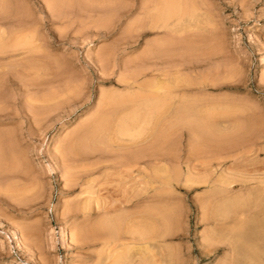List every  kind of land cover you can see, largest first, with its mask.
Here are the masks:
<instances>
[{
  "label": "rangeland",
  "instance_id": "1",
  "mask_svg": "<svg viewBox=\"0 0 264 264\" xmlns=\"http://www.w3.org/2000/svg\"><path fill=\"white\" fill-rule=\"evenodd\" d=\"M148 207L157 264H264V0H0V264H150Z\"/></svg>",
  "mask_w": 264,
  "mask_h": 264
},
{
  "label": "bare ground",
  "instance_id": "2",
  "mask_svg": "<svg viewBox=\"0 0 264 264\" xmlns=\"http://www.w3.org/2000/svg\"><path fill=\"white\" fill-rule=\"evenodd\" d=\"M156 2V1H155ZM165 6V5H164ZM161 10V9H160ZM168 10V9H167ZM153 13V12H152ZM135 81H136V79H135ZM101 128V127H100ZM104 130V129H103ZM102 130V131H103ZM121 136V135H120ZM135 136H137V135H135ZM110 137V136H109ZM134 137V136H133ZM134 139V138H133ZM118 143V142H117ZM134 144L135 143H133L131 146H128L129 148H128V150H130L131 148V151H129V152H125L124 153V160L121 162V167H133L134 165H135V163H138V161L139 160H141V159H147V160H150V157L151 156H153V144L152 143H150V144H148L146 147H142V148H139V149H134ZM119 146V145H118ZM105 147V150H106V148H108L107 146H104ZM101 150V152L102 151H105L104 150V148L102 149H100ZM100 150H98V151H100ZM102 155H100V157H101ZM103 158H107V159H109L108 157V154L105 156H102ZM110 158H111V156H110ZM112 159H116V157H113ZM225 182V181H224ZM228 187V186H227ZM221 189V188H220ZM229 189V188H228ZM228 189L227 190H225L226 192L228 191ZM218 190V189H217ZM223 192V191H222ZM229 192V191H228ZM232 192V191H231ZM148 199L150 198V196L149 195H147L146 196ZM133 198H134V195H133ZM131 200V199H130ZM137 202H135V204H136ZM152 208V207H151ZM151 208H146V209H144L143 211L141 210L138 214H136V215H134V216H130V215H128V216H130V217H128L129 219H128V221H129V223H130V225H131V223H133L132 224V227H131V229L132 230H127L128 231V233H130L129 234V237H130V235H131V231H133V233H132V235L131 236H133V237H131V238H129L128 237V233L126 234V230H125V228H124V230H125V232H123V233H125V236H123L124 234H121V233H115V234H111V235H109V236H107V238L106 239H113L112 241H117V240H124V239H129V240H132V241H135V242H137L138 244L140 243L141 245H142V248H143V251H144V253H145V255L144 256H146L145 258H147V260L149 261V263L150 264H157L158 263V260H157V258L155 257V251L153 252V247L155 246V245H158L157 243H158V241H159V239H161V238H163V237H165V236H167L170 232H169V226H168V224H167V226L168 227H166V226H163L162 228H161V226L160 227H155V225L153 224V219H154V212L152 211V209ZM108 214V213H107ZM126 214V213H125ZM128 214V213H127ZM134 214V213H133ZM157 214V213H156ZM160 215V214H159ZM158 215V216H159ZM166 215V214H165ZM161 216V215H160ZM122 217H123V215H122ZM226 217V216H225ZM124 218H125V220H126V217L124 216ZM159 218V217H158ZM161 218L163 219V216H161ZM161 218H159V219H161ZM165 219V218H164ZM110 220V219H109ZM166 220V219H165ZM115 221V220H114ZM127 221V222H128ZM113 222V221H112ZM160 222V221H159ZM162 222H163V220H162ZM165 222H167V221H165ZM262 223H264V222H262ZM125 224H127V223H125ZM157 224V223H156ZM165 224V223H164ZM104 225V224H103ZM115 226V225H114ZM158 226V225H157ZM102 227V226H101ZM118 227V226H117ZM120 227V226H119ZM126 227V226H125ZM127 228V227H126ZM128 229H130V227L128 228ZM170 230H171V227H170ZM244 231H245V229H244ZM246 232H248V231H246ZM239 234H241V233H239ZM100 235V234H99ZM106 236V235H105ZM207 238H208V236H207ZM212 238H213V236H212ZM209 239V238H208ZM217 240V239H216ZM243 240V239H242ZM108 241V240H107ZM161 241V240H160ZM160 241H159V244H160ZM210 241V240H209ZM215 241V240H214ZM264 241V240H263ZM263 241H262V243H263ZM213 242V240L211 241V243ZM216 242V241H215ZM240 242V241H239ZM245 243V242H244ZM115 244V243H114ZM126 245V244H125ZM130 245V244H129ZM124 246V245H123ZM127 246V245H126ZM214 246V245H213ZM159 250H161V249H159ZM162 251V250H161ZM259 255V254H258ZM254 256V255H253ZM163 257V256H162ZM162 257H160V258H162ZM117 259V258H116ZM119 259H120V257H119ZM161 260V259H160ZM159 260V261H160ZM114 261V260H113ZM112 261V262H113ZM166 261V260H165ZM159 263H161V261L159 262Z\"/></svg>",
  "mask_w": 264,
  "mask_h": 264
}]
</instances>
